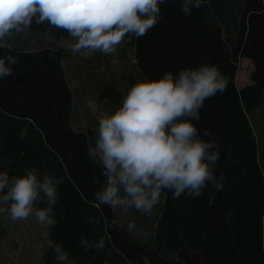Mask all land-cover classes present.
<instances>
[{
  "label": "trees",
  "instance_id": "trees-1",
  "mask_svg": "<svg viewBox=\"0 0 264 264\" xmlns=\"http://www.w3.org/2000/svg\"><path fill=\"white\" fill-rule=\"evenodd\" d=\"M70 2L0 0V204L28 200L45 216L42 264H264V0H86L82 14ZM95 21L133 49L140 74L120 88L110 71L99 87L106 103L117 87L123 136L102 132L106 163L92 125L76 127L62 53L67 34H100ZM240 58L253 66L242 88ZM151 96L188 136L150 158L156 208L124 185L150 137L133 112Z\"/></svg>",
  "mask_w": 264,
  "mask_h": 264
},
{
  "label": "rangeland",
  "instance_id": "rangeland-1",
  "mask_svg": "<svg viewBox=\"0 0 264 264\" xmlns=\"http://www.w3.org/2000/svg\"><path fill=\"white\" fill-rule=\"evenodd\" d=\"M85 5L76 14L89 11ZM114 9L119 10L120 13L127 12L125 4L120 1L114 6ZM90 21L91 18H88L89 23ZM92 25L94 32L98 31L100 34L90 37H84L79 33L67 34L66 37H63L65 49L62 50V53L65 56L64 68L73 91L76 127L85 130L87 126L92 125L95 142L99 144L96 151L106 163L100 145L103 138L102 132L109 131L113 136L115 135L117 144L123 138L117 133L114 121L119 112L112 113L115 107L114 102L119 100L117 87L123 88L128 76L140 78V74L133 63V49L128 48L121 41H117V34L111 32V28H105V31L103 30L101 33V23L95 21ZM44 29L46 34H49V27L46 23H44ZM107 32L111 33L102 37L103 33ZM119 33L121 34V31ZM121 37L127 41L124 35ZM252 70V63L248 59H239L236 77L239 88L251 84L250 73ZM110 71H112L114 84L117 87L113 86L114 91H105L112 98L111 102L106 103L110 98L104 94L100 95V89L112 86V79H106L110 76L108 75ZM132 118L144 128L150 137L144 147L139 148V143L132 154L133 158L127 166L131 172V181L126 179L124 185L130 192H133L134 196L137 194L139 198L143 199L145 206L156 208L162 204L163 197L159 192L154 191L143 178L145 170H149L148 168L154 170L160 166L159 161L154 163L150 161V158L155 153L157 154L156 151L161 150L162 147L167 146L168 148L169 141L176 140V145H178L182 140L187 141L188 136L179 125L174 126L165 103L158 100L156 96L150 97L147 106L136 109ZM262 127L263 124L259 118H255L254 132L261 152L260 162L264 166V132ZM153 151L155 152L149 156ZM138 183L141 185L137 186ZM128 185L129 187H127ZM122 204L128 206L126 201H123ZM48 231V222L35 203L22 200L18 204H0V264H42L43 252L50 245Z\"/></svg>",
  "mask_w": 264,
  "mask_h": 264
},
{
  "label": "water",
  "instance_id": "water-1",
  "mask_svg": "<svg viewBox=\"0 0 264 264\" xmlns=\"http://www.w3.org/2000/svg\"><path fill=\"white\" fill-rule=\"evenodd\" d=\"M85 5V0H71L69 6L67 7L68 12L71 14L79 13Z\"/></svg>",
  "mask_w": 264,
  "mask_h": 264
},
{
  "label": "bare ground",
  "instance_id": "bare-ground-1",
  "mask_svg": "<svg viewBox=\"0 0 264 264\" xmlns=\"http://www.w3.org/2000/svg\"><path fill=\"white\" fill-rule=\"evenodd\" d=\"M129 3V2H128ZM86 4V3H85ZM126 5V4H125ZM86 6V5H85ZM81 14V13H80ZM138 16V15H137ZM134 23V22H133ZM35 27V26H34ZM40 28V27H39ZM231 33V32H230ZM128 42V41H127ZM58 46V45H57ZM65 78V77H64ZM131 78V77H130ZM143 135V134H142ZM141 136V135H140ZM125 167V166H123ZM125 170V169H124ZM111 189V188H110ZM162 207V206H161Z\"/></svg>",
  "mask_w": 264,
  "mask_h": 264
},
{
  "label": "crops",
  "instance_id": "crops-1",
  "mask_svg": "<svg viewBox=\"0 0 264 264\" xmlns=\"http://www.w3.org/2000/svg\"><path fill=\"white\" fill-rule=\"evenodd\" d=\"M242 87H243V86H242ZM242 87H241V88H242Z\"/></svg>",
  "mask_w": 264,
  "mask_h": 264
}]
</instances>
